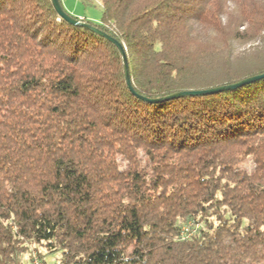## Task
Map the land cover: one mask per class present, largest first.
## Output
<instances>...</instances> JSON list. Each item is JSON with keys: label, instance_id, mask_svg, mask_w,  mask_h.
Masks as SVG:
<instances>
[{"label": "trees", "instance_id": "trees-1", "mask_svg": "<svg viewBox=\"0 0 264 264\" xmlns=\"http://www.w3.org/2000/svg\"><path fill=\"white\" fill-rule=\"evenodd\" d=\"M82 2L135 95L105 37L0 0V264H264V78L151 101L264 74V0Z\"/></svg>", "mask_w": 264, "mask_h": 264}, {"label": "water", "instance_id": "water-1", "mask_svg": "<svg viewBox=\"0 0 264 264\" xmlns=\"http://www.w3.org/2000/svg\"><path fill=\"white\" fill-rule=\"evenodd\" d=\"M51 4H52L54 10L56 11L57 15L61 19L65 20L66 22H68V23H70L72 25L81 26V27L90 29V30L100 34L101 36L105 37L109 42H111L118 49V51H119V53L121 55V59H122L126 85L128 86V88L131 91V93L135 95V91L133 89V86H132V83H131V79H130L128 61H127V57H126V54H125L123 46L119 42H117L115 39L107 36L106 34L100 32L99 30H97L95 28H93L92 26L82 22V19L74 17V16H71L70 14L66 13L62 9L59 0H51ZM262 78H264V74L259 75V76H254V77H251V78H248V79H245V80H242L241 82H239L237 84H233V85L221 86V87L211 88V89H207V90L181 92V93H177V94H172V95L164 97V98L151 100V101L155 102V103H160V102L172 99V98L185 96V95L200 96V95L213 94V93H217V92H221V91L232 90V89H235L237 87H240V86L255 82V81H257L259 79H262ZM140 98L145 100V101H149L148 99H145L143 97H140Z\"/></svg>", "mask_w": 264, "mask_h": 264}, {"label": "rangeland", "instance_id": "rangeland-1", "mask_svg": "<svg viewBox=\"0 0 264 264\" xmlns=\"http://www.w3.org/2000/svg\"><path fill=\"white\" fill-rule=\"evenodd\" d=\"M62 5L74 17L85 18L93 23H99L101 20L102 8L99 3L94 2L93 5H85L82 0H62ZM240 57H248V54L240 55ZM28 252L35 260L34 264H56L60 259V255L48 254L43 247L36 244L29 245Z\"/></svg>", "mask_w": 264, "mask_h": 264}]
</instances>
